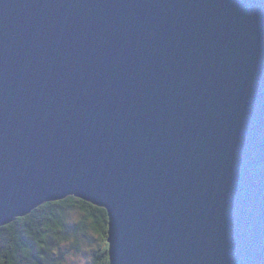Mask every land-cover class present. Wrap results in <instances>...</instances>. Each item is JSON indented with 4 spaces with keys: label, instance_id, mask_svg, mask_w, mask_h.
Instances as JSON below:
<instances>
[{
    "label": "water",
    "instance_id": "obj_1",
    "mask_svg": "<svg viewBox=\"0 0 264 264\" xmlns=\"http://www.w3.org/2000/svg\"><path fill=\"white\" fill-rule=\"evenodd\" d=\"M68 197L110 264H264V0H0V225Z\"/></svg>",
    "mask_w": 264,
    "mask_h": 264
},
{
    "label": "trees",
    "instance_id": "obj_2",
    "mask_svg": "<svg viewBox=\"0 0 264 264\" xmlns=\"http://www.w3.org/2000/svg\"><path fill=\"white\" fill-rule=\"evenodd\" d=\"M72 210L83 215L74 233L75 245H79L80 231L92 230L104 246L96 255V263L110 264L107 210L76 197L45 203L8 228L1 227L0 264H59L62 255L56 257L54 250L70 238L67 220Z\"/></svg>",
    "mask_w": 264,
    "mask_h": 264
},
{
    "label": "rangeland",
    "instance_id": "obj_3",
    "mask_svg": "<svg viewBox=\"0 0 264 264\" xmlns=\"http://www.w3.org/2000/svg\"><path fill=\"white\" fill-rule=\"evenodd\" d=\"M83 215L77 210H72L68 215L69 240L62 241L59 248L55 247V256L62 255L59 264H98L96 255L103 249L101 237L89 230L87 233L81 232L79 245H75L74 233L77 226L82 222Z\"/></svg>",
    "mask_w": 264,
    "mask_h": 264
},
{
    "label": "snow or ice",
    "instance_id": "obj_4",
    "mask_svg": "<svg viewBox=\"0 0 264 264\" xmlns=\"http://www.w3.org/2000/svg\"><path fill=\"white\" fill-rule=\"evenodd\" d=\"M21 219H23V217H21ZM0 226H2V227H4V228H8L9 227V225H7V224H2V225H0ZM30 235V234H29Z\"/></svg>",
    "mask_w": 264,
    "mask_h": 264
}]
</instances>
